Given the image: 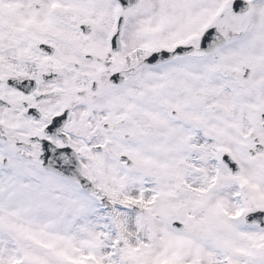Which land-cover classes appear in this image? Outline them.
I'll return each mask as SVG.
<instances>
[{
  "label": "snow or ice",
  "instance_id": "obj_1",
  "mask_svg": "<svg viewBox=\"0 0 264 264\" xmlns=\"http://www.w3.org/2000/svg\"><path fill=\"white\" fill-rule=\"evenodd\" d=\"M0 264H264V0H0Z\"/></svg>",
  "mask_w": 264,
  "mask_h": 264
}]
</instances>
